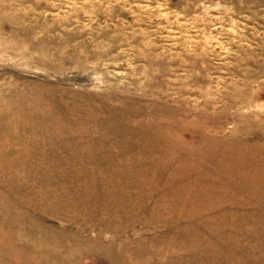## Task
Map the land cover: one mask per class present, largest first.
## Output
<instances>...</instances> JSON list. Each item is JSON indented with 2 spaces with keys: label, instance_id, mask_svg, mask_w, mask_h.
Here are the masks:
<instances>
[{
  "label": "rangeland",
  "instance_id": "1",
  "mask_svg": "<svg viewBox=\"0 0 264 264\" xmlns=\"http://www.w3.org/2000/svg\"><path fill=\"white\" fill-rule=\"evenodd\" d=\"M0 264H264V0H0Z\"/></svg>",
  "mask_w": 264,
  "mask_h": 264
}]
</instances>
